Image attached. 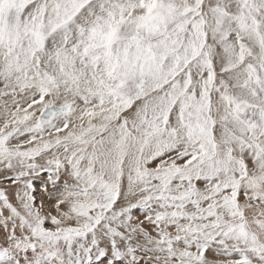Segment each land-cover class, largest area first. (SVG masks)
<instances>
[{
	"label": "snow or ice",
	"instance_id": "6c2138e0",
	"mask_svg": "<svg viewBox=\"0 0 264 264\" xmlns=\"http://www.w3.org/2000/svg\"><path fill=\"white\" fill-rule=\"evenodd\" d=\"M0 264H264V0H0Z\"/></svg>",
	"mask_w": 264,
	"mask_h": 264
}]
</instances>
